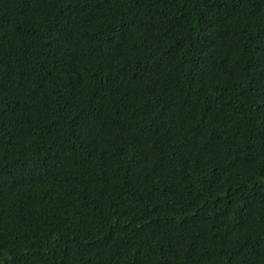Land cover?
Wrapping results in <instances>:
<instances>
[{
	"label": "trees",
	"instance_id": "trees-1",
	"mask_svg": "<svg viewBox=\"0 0 264 264\" xmlns=\"http://www.w3.org/2000/svg\"><path fill=\"white\" fill-rule=\"evenodd\" d=\"M0 264H264V0H0Z\"/></svg>",
	"mask_w": 264,
	"mask_h": 264
}]
</instances>
